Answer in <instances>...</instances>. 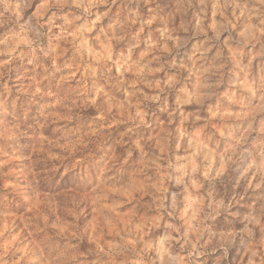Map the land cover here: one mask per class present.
<instances>
[{
    "label": "clouds",
    "instance_id": "1",
    "mask_svg": "<svg viewBox=\"0 0 264 264\" xmlns=\"http://www.w3.org/2000/svg\"><path fill=\"white\" fill-rule=\"evenodd\" d=\"M0 264H264V0H0Z\"/></svg>",
    "mask_w": 264,
    "mask_h": 264
}]
</instances>
